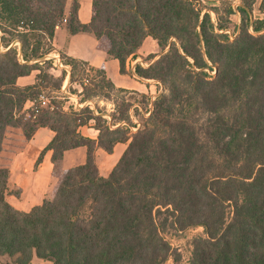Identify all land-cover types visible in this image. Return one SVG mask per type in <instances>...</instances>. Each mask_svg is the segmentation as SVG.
<instances>
[{
    "label": "trees",
    "instance_id": "16d2710c",
    "mask_svg": "<svg viewBox=\"0 0 264 264\" xmlns=\"http://www.w3.org/2000/svg\"><path fill=\"white\" fill-rule=\"evenodd\" d=\"M68 2L0 0L6 49L0 50V258L10 264H30L35 256L52 264H165L173 256L179 262L167 232L202 227L186 264H264V19L252 24L255 0L238 6L246 28L233 41L218 32L230 28L229 20L211 9L215 25L202 0H94L89 24L79 20V2L67 10ZM234 11L231 4L225 10L228 16ZM63 23L70 35H93L123 73L147 37L158 43L159 59L135 69L162 86L153 101L140 94L149 107L141 123H132L131 103L116 100L119 117L110 121L97 105H41L44 90L60 92L67 77L66 70L55 77L58 63L48 59ZM16 41L20 45L12 46ZM65 58L70 83L82 88L80 103L129 92L117 89L104 68ZM34 71L35 84L18 85ZM91 124L99 132L95 140L80 131ZM41 128L55 133L39 162L52 151L57 181L50 198L22 212L8 201L11 167ZM119 143L128 145L125 152L109 176H101L96 150L112 153ZM79 147L86 148L85 163L65 170V152Z\"/></svg>",
    "mask_w": 264,
    "mask_h": 264
},
{
    "label": "crops",
    "instance_id": "0c3cea01",
    "mask_svg": "<svg viewBox=\"0 0 264 264\" xmlns=\"http://www.w3.org/2000/svg\"><path fill=\"white\" fill-rule=\"evenodd\" d=\"M74 0H69L67 10ZM79 2V20L82 24H89L93 16L94 0H77ZM204 3L214 1V6H218L219 0H202ZM54 53L48 56V59H53L54 62L59 61L57 55L64 53L68 58L77 59L89 64L93 68H104L107 77L115 85L117 89H123L132 93L145 94L151 97L153 101L157 96L156 93L162 90L159 83L153 80L141 78L135 73L137 66L148 68L162 54L158 43L152 38L147 37L142 47L139 50V56L129 58L126 63V72H121L120 63L118 60L111 58L97 47V40L91 34H76L70 35L65 27V24L59 25L55 30V35L51 41ZM148 56H154L152 60H145ZM59 70V69H53ZM66 70L67 77L63 84V94L65 98L72 102L75 107L89 106L94 109L98 101H88L80 103V98L69 96L66 85L70 83L71 69ZM38 71H34L31 75L18 79V85L24 87L36 83ZM62 90V89H61ZM102 104L103 100H100ZM109 106L114 107L113 104ZM26 107H31V103H27ZM114 109H111L113 111ZM83 136L91 139H97L99 132L91 125L81 127ZM55 133L48 128L39 129L33 139L28 143L26 149L17 155L11 167L10 178V193L8 195L9 203L17 210L29 212L34 207L41 205L45 199L51 197L53 188L56 184V178L53 176V163L51 161L52 151L46 152L41 161L39 158L42 151L52 141ZM127 144L119 143L115 146L112 153H107L103 149L96 150V162L99 173L103 177H108L116 166L123 153L127 148ZM86 148L79 147L73 150L66 151L63 158V168L65 170L76 166L83 165L86 161ZM19 190L20 195L11 194L13 190ZM30 264H52L50 261L42 260L36 256Z\"/></svg>",
    "mask_w": 264,
    "mask_h": 264
},
{
    "label": "rangeland",
    "instance_id": "374dc122",
    "mask_svg": "<svg viewBox=\"0 0 264 264\" xmlns=\"http://www.w3.org/2000/svg\"><path fill=\"white\" fill-rule=\"evenodd\" d=\"M242 1L243 0H223V1L219 0V3L217 4L218 6H214V1H212L210 3H204L202 1L203 6L206 8L204 10V12H209L211 14L212 21L215 25H217L218 17H220L221 19L229 20L228 26L230 28L225 30V31H218V32L227 34L230 37V41L235 40L236 37L242 32V30H245V28H246L244 23H243L242 16L239 13V11L237 10L238 6L242 3ZM230 4L233 6V9L235 11L233 14L228 16V14L225 12V10L227 9V6H229ZM215 8L218 9V14H219L218 17L214 12H211V9H215ZM263 19H264V0H255V2L253 4L252 24L254 21L263 20ZM252 24L249 26V31L252 34H256L253 31ZM20 30H22V29H20ZM263 33H264V30L261 32V34H263ZM257 35H259V34H257ZM17 42L18 41H16L15 43H17ZM19 45H20V43H19ZM14 46H17V45H14ZM57 57L59 58L60 61L62 60L61 63L65 66L66 55L64 53H61V54L57 55ZM151 57L152 56H148V58H146L145 60H147V59L152 60ZM157 60H155V61H157ZM211 66L213 67V69H215L214 65L211 64ZM55 69H59V70H52L51 72L53 73V75L55 77H60L61 76L60 69H64V68L57 66V67H55ZM67 69H71V67L68 66ZM79 69H83V68H79ZM85 69H86L85 73H87L86 75H90L89 78L95 77V72L87 70V69H90L87 67ZM209 73L211 76H214L216 71L213 70V71H210ZM82 78H83V76H80V75L77 76V73H76V76H75L76 80H78L80 82L81 81L85 82L84 79H82ZM64 83H65V81H64ZM160 86L161 85L159 83V87ZM66 89H67V93L69 94V96H73L74 98H76V96L78 94L80 95V93H82V88H81L80 84L76 81H74L71 84V86H69V82H68L66 85ZM161 92H162V90H160V92H157L156 96L159 95ZM43 94L49 100V103L50 102L55 103L56 101H64L65 107L71 105V103H72V102H69L65 98V96L63 94V88L60 92L57 90H54L52 88H47L46 90H44ZM143 95H145V94H143ZM147 96H149V95H146V97ZM100 100H103L104 103L102 104L101 102H99ZM112 100H116L119 105H121V103H123V104L124 103H131L132 106L129 109V115H130V119H131L132 123H134V124L141 123L146 117L149 116V114L146 112V109L149 108L148 107V100L144 96L137 94V93H129V92L128 93H122V94L121 93H113L111 99H105L102 97L95 99V101H98V103H99V104H97L99 111H101L103 113L104 119H106L108 121L111 120L110 115H112V114H115L116 117H119V115L117 114L118 107L115 106V104ZM109 104H113L114 107L109 106ZM111 109H114V110L111 111ZM95 115H99V113L96 112ZM93 123L94 122H92V124ZM137 130L138 129H134V132ZM13 191H16V190L14 189ZM203 234H204V230L202 227H192V228L186 229V230L181 231V232H178V231L177 232L176 231L167 232V238L170 241V243L172 244V250L174 251V254L178 253L180 255V261L176 262L174 260L173 256H171V257H169L168 261L165 264H186L191 257L192 247H193L192 246L193 239L197 236H202ZM9 262H10V260L6 257L0 258V264H8Z\"/></svg>",
    "mask_w": 264,
    "mask_h": 264
},
{
    "label": "built area",
    "instance_id": "2783aa9c",
    "mask_svg": "<svg viewBox=\"0 0 264 264\" xmlns=\"http://www.w3.org/2000/svg\"><path fill=\"white\" fill-rule=\"evenodd\" d=\"M1 35L2 33L0 32V50L4 51L6 50L2 45H1ZM17 45V47L19 46V43H14L12 46ZM8 49V48H7ZM58 66H60L61 68L67 69L68 66H64L61 61H58ZM40 103L42 106H48L51 104V102L49 103V100L44 96V94L42 93L40 96Z\"/></svg>",
    "mask_w": 264,
    "mask_h": 264
}]
</instances>
